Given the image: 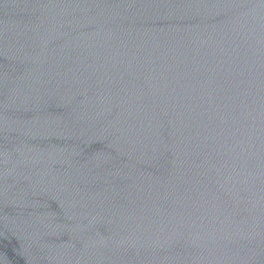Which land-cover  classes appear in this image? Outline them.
Segmentation results:
<instances>
[{"label":"water","instance_id":"water-1","mask_svg":"<svg viewBox=\"0 0 264 264\" xmlns=\"http://www.w3.org/2000/svg\"><path fill=\"white\" fill-rule=\"evenodd\" d=\"M0 264H264V0H0Z\"/></svg>","mask_w":264,"mask_h":264}]
</instances>
